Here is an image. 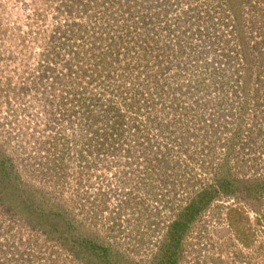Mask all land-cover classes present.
Listing matches in <instances>:
<instances>
[{
	"label": "rangeland",
	"instance_id": "374dc122",
	"mask_svg": "<svg viewBox=\"0 0 264 264\" xmlns=\"http://www.w3.org/2000/svg\"><path fill=\"white\" fill-rule=\"evenodd\" d=\"M226 2L184 0L183 4L198 10L203 19L213 13L216 27L227 32L228 38L232 29L222 27L217 19L226 12ZM124 4L120 0H0V163L2 170L10 173L7 186L13 188L11 195L0 189V264H83L58 241L26 222L32 217L28 205L32 200L46 212L63 217L59 221L65 229V222H70L79 242L93 241L97 250L107 248L114 257L111 264H157L170 224L196 201L199 192L215 188L224 174L230 182L229 194H223L218 185L213 200L184 224L176 264H264V190L251 183L264 176V120L250 116L256 108L253 99H258L260 109L264 105V83H260L264 72L251 76L250 89L244 93L231 81L220 87V83L210 84L214 88L205 89L207 95L202 99L198 96L203 90L199 89L196 97L183 91L185 97L197 102L186 107L211 113L207 118H218L228 131L219 136L215 146L189 141L193 160L184 155L180 172H162L168 185L158 182L156 172L146 178L149 171L136 165L144 147L140 144L143 135L154 138L157 134L151 126L128 137L135 144L127 143L134 151L132 157L120 150L99 155L91 160L93 164H76L83 129L75 126L76 132L66 115L69 113L73 122L83 115L80 108H73L88 103L85 97L74 95L78 88L102 92L98 85L106 84L105 90L113 86L118 93L114 81L129 62L141 78V67H134L135 61L130 60H144L140 51L132 50L128 56L122 52L118 60L111 56L99 61V56L108 54L101 45L109 42L104 41L110 35L108 28L117 30L127 22ZM228 6L231 12H239L246 38L258 42L263 34L264 40V0H232ZM133 12L128 24L136 29L143 22L136 17L140 10ZM249 44L248 55L258 56L259 66H264V54H255L250 49L255 43ZM153 63L151 60L154 70ZM165 78L168 87L171 81ZM252 88H259L258 92ZM122 95L119 92L128 100ZM243 96L250 99L247 115L239 124L240 135L234 137L237 120L230 114L238 111ZM116 102L126 111L122 99ZM226 141L231 144L223 149ZM225 157L228 173L219 167ZM21 192L16 201L13 195Z\"/></svg>",
	"mask_w": 264,
	"mask_h": 264
},
{
	"label": "trees",
	"instance_id": "16d2710c",
	"mask_svg": "<svg viewBox=\"0 0 264 264\" xmlns=\"http://www.w3.org/2000/svg\"><path fill=\"white\" fill-rule=\"evenodd\" d=\"M120 1L125 3L123 7L127 22L123 28H119L120 30L108 28V33L111 36L106 35L107 38L104 41L107 39L109 42L101 44L107 49L108 54L99 56V61L103 62V59L106 60L111 56L118 60L117 58L122 55V52L128 56L127 53L132 50L140 51L144 60L135 59V57L129 59L135 61L134 67H141V70L138 71L141 78L137 75L136 70L132 69L128 61L127 70L122 71L123 75L114 81V87L116 83V88L123 95L126 94L128 100L120 97L119 92H115L113 86L109 85L111 90H105L108 87L106 84L104 86L98 85L101 87L100 89L103 88L102 92H90L86 86L78 88L79 90L74 95L85 97L88 103H81L73 106V108H80L83 115L77 118V122L72 121L69 113L66 115L69 119V126L73 128L78 126L83 129L82 135L78 137L80 147L78 146L79 159L76 164H93L91 160L98 158L99 155L102 157L108 153H120V150L126 151L129 158L132 157L131 154L134 151L131 150V146L127 148V143L135 144L134 140H129L128 137L132 136L135 130L136 132L137 130L143 132L142 129L145 126H151L157 134L154 135V138L150 134L143 135L140 144L144 147L141 149L142 154L136 161V165L149 171L146 178L156 172L158 173V182L168 185L167 179L161 176V173L166 170L168 174L180 172L181 168L184 167V162L182 163L184 155L190 156L189 160H193V156L188 151V145L191 144L189 141L192 144L196 141L204 143L202 146H208V143L212 142L215 146L216 140L221 137L220 135L228 131V127L226 128L218 122V118H207L208 116L211 117V113L186 107L188 104L195 105L197 102L191 96L185 97L183 91H191L196 97L198 91L203 90L198 96L202 99L207 95V92H204L205 89L214 88L210 84L220 83V87L223 86V83L230 81L239 85L238 92L244 93L249 90L247 85L251 81V76L263 73L264 66H259L258 56L248 55L247 44L250 41L255 43L250 46V49L255 50V54L258 52L261 55L264 54V52L262 53L264 49L263 34L258 36L260 37L258 42L246 38L241 29L243 24L239 12H231L232 8L228 6L232 0H227V7L226 9L223 8V11L226 12L221 13L217 18L218 24H222V27L230 26L232 29L228 38L226 37L227 32L225 33L216 27V18L213 13L210 12L211 14L205 16L204 19L198 17L199 11L193 8L190 10L186 4H183L184 0ZM135 8L140 10L136 17L143 23L139 22L136 29H133L132 25L128 24V19L133 18V14L136 13L133 12ZM258 12V16H260L261 9H258ZM190 13L192 14L190 15ZM128 28L129 30H127ZM126 33L129 34L128 37L125 36ZM145 60H149V62ZM151 60L155 63H153L154 70L151 67ZM107 63L109 64V62ZM166 76L171 81L169 85L171 89L168 88L169 86H165L164 79L166 80ZM107 80L109 82L112 79L108 76ZM258 89L252 88L251 90L257 93ZM182 93L184 95L180 96L179 94ZM69 98L71 99V97ZM118 98L123 100L126 111L121 109L122 107L116 102ZM249 100L243 96L238 111L230 114L237 120L233 130L234 137L240 135L239 124L247 115L246 109ZM253 100L255 101H251L252 105L256 108L253 109L250 116L255 120H264V105L260 109L258 99ZM60 105L65 106L64 103ZM63 111L62 109L61 113ZM142 124L143 127L140 128L139 126ZM74 130L77 132V128ZM145 130L147 132V129ZM195 130H198L200 134H195ZM162 141H167V143ZM230 144V141H226L222 144V148L224 149L225 146L227 148ZM251 148L254 149V147ZM228 152L227 150L225 156ZM174 153L176 156L173 155ZM207 163L205 157L204 165L206 166ZM227 163L228 159L225 157L219 166L224 168L226 173H228ZM2 168L3 165L1 164L0 189H4L11 195L13 188L7 186L10 173L3 171ZM227 181L229 179L226 174L217 179V183L225 195L230 192V182ZM253 182L254 187L262 186V190H264V176L254 179L251 183ZM218 185L215 184V188L209 186V189L199 192L196 195V201L190 202L186 208H183L180 216L170 224L167 229L169 238H165V242L163 240L158 250V254L161 253V255H158L160 257L157 264H176L178 253L176 249L179 238L184 231V224L189 223L196 213L213 200L218 192ZM25 191L24 193H26ZM13 197H16L15 200L17 201L19 197H22V192L13 195ZM27 201L26 197L23 198V202L27 203ZM34 202L36 200H32L28 204L32 206L30 210L32 217L31 220L29 218L26 220L32 228L39 230L48 238L58 241L76 258L83 261V264H111L114 257L106 251L107 248L103 247L97 250L93 241L79 242L80 237H73L75 233L72 232L74 229L70 230L72 227L70 222H65L67 223L65 229L59 221L63 217L58 216L57 213L46 212Z\"/></svg>",
	"mask_w": 264,
	"mask_h": 264
}]
</instances>
